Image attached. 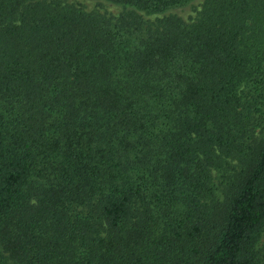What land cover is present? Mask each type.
<instances>
[{
	"label": "trees",
	"instance_id": "1",
	"mask_svg": "<svg viewBox=\"0 0 264 264\" xmlns=\"http://www.w3.org/2000/svg\"><path fill=\"white\" fill-rule=\"evenodd\" d=\"M0 0V264H264V0Z\"/></svg>",
	"mask_w": 264,
	"mask_h": 264
},
{
	"label": "rangeland",
	"instance_id": "2",
	"mask_svg": "<svg viewBox=\"0 0 264 264\" xmlns=\"http://www.w3.org/2000/svg\"><path fill=\"white\" fill-rule=\"evenodd\" d=\"M69 2L82 7V9L86 12L97 9L100 13H106L113 16L117 15L118 13V8L108 4L97 6L94 2L88 0H69ZM201 2L202 0H192V2L187 6L174 10V13H176L183 20H188L189 18L194 17L195 10H198Z\"/></svg>",
	"mask_w": 264,
	"mask_h": 264
}]
</instances>
